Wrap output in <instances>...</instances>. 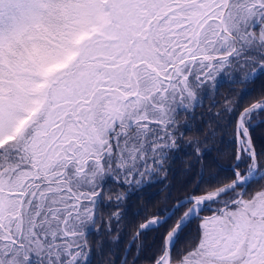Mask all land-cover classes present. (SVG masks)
<instances>
[{
    "label": "snow or ice",
    "instance_id": "6c2138e0",
    "mask_svg": "<svg viewBox=\"0 0 264 264\" xmlns=\"http://www.w3.org/2000/svg\"><path fill=\"white\" fill-rule=\"evenodd\" d=\"M256 81L222 113L229 174L206 183L202 167L138 225L133 264H264V0H0V264H93V237L119 231L132 194L185 148L210 153L179 117Z\"/></svg>",
    "mask_w": 264,
    "mask_h": 264
},
{
    "label": "trees",
    "instance_id": "16d2710c",
    "mask_svg": "<svg viewBox=\"0 0 264 264\" xmlns=\"http://www.w3.org/2000/svg\"><path fill=\"white\" fill-rule=\"evenodd\" d=\"M260 87V81L247 85L223 82L211 95H207V98H203L199 105L191 109L190 115L179 117L181 125L186 124L189 129L184 135V140L203 141L207 137L208 142L204 147L210 149V153L205 160L197 163L192 150L185 148L184 151L177 153L171 164V171L163 183H153L132 194L126 201L127 216L116 226L119 231L113 232L110 236L101 234L93 237L97 242L93 253V264H113V262L117 264L136 227L148 218L156 217L158 210L171 208L178 198L183 197L187 191H191L192 186L201 179L199 173L202 167L203 179L206 183L213 177L222 179L229 174L221 170L228 168V153L231 150L229 144L231 130L225 128L227 117L222 115L223 110L230 103L247 106L258 97ZM246 89L249 94L244 95ZM253 136L258 146L264 144V126H257ZM112 211H114L112 208H102L101 218L107 221ZM137 213L140 214L136 215ZM195 226L193 222L189 227L194 230ZM185 232H188V229H185ZM157 235L158 233L149 231L140 238V241H137V243L143 241L145 244L142 255L150 254L149 249L153 247V239ZM117 236L120 237L119 244L114 241V237ZM136 255V246L133 245L132 250L127 254L128 264H133ZM138 264H145V261L141 259Z\"/></svg>",
    "mask_w": 264,
    "mask_h": 264
},
{
    "label": "water",
    "instance_id": "95a60500",
    "mask_svg": "<svg viewBox=\"0 0 264 264\" xmlns=\"http://www.w3.org/2000/svg\"><path fill=\"white\" fill-rule=\"evenodd\" d=\"M152 218H153V217H152ZM148 219H151V218H148ZM145 222H146V220H145L144 222H142V223H145ZM142 223H141V224H142ZM135 233H136V230H135V232L133 233V235L131 236V238L129 239V241L127 242V244H126V246H125V248H124V250H123L122 257H121L120 261H119L117 264H122V261H123V259H124V256L128 254V252H127V253L125 252V249L128 247V245H129V243L131 242V240H132L133 236L135 235Z\"/></svg>",
    "mask_w": 264,
    "mask_h": 264
},
{
    "label": "rangeland",
    "instance_id": "374dc122",
    "mask_svg": "<svg viewBox=\"0 0 264 264\" xmlns=\"http://www.w3.org/2000/svg\"><path fill=\"white\" fill-rule=\"evenodd\" d=\"M215 90H212L208 93V96L211 95Z\"/></svg>",
    "mask_w": 264,
    "mask_h": 264
}]
</instances>
